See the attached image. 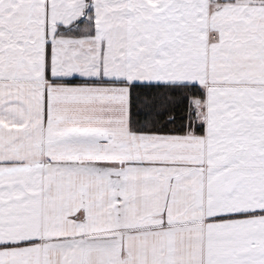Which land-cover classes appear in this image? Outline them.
<instances>
[{"label": "snow or ice", "instance_id": "1", "mask_svg": "<svg viewBox=\"0 0 264 264\" xmlns=\"http://www.w3.org/2000/svg\"><path fill=\"white\" fill-rule=\"evenodd\" d=\"M0 264H264V0H0Z\"/></svg>", "mask_w": 264, "mask_h": 264}]
</instances>
